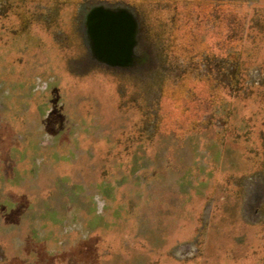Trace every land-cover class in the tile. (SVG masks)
Wrapping results in <instances>:
<instances>
[{"label": "rangeland", "instance_id": "rangeland-1", "mask_svg": "<svg viewBox=\"0 0 264 264\" xmlns=\"http://www.w3.org/2000/svg\"><path fill=\"white\" fill-rule=\"evenodd\" d=\"M0 264H264V0H0Z\"/></svg>", "mask_w": 264, "mask_h": 264}, {"label": "water", "instance_id": "water-1", "mask_svg": "<svg viewBox=\"0 0 264 264\" xmlns=\"http://www.w3.org/2000/svg\"><path fill=\"white\" fill-rule=\"evenodd\" d=\"M126 19L121 13L98 11L89 18V35L99 54L109 61L118 62L125 58L131 49H122L132 41L127 35ZM121 49H116L117 47ZM112 47V48H111Z\"/></svg>", "mask_w": 264, "mask_h": 264}, {"label": "flooded vegetation", "instance_id": "flooded-vegetation-1", "mask_svg": "<svg viewBox=\"0 0 264 264\" xmlns=\"http://www.w3.org/2000/svg\"><path fill=\"white\" fill-rule=\"evenodd\" d=\"M122 15H124V17H125V19H126V23H125V27H126V31H127V35L128 36H132V34H133V19H132V17H130L128 14H124V13H121ZM135 42H133V41H131V43L129 44V46H126V47H124V48H122V47H117L116 49H136V48H134V46H135V44H134ZM112 48V47H111ZM131 52V51H130ZM130 52L128 53V55L130 54ZM128 55L125 57V58H122L121 59V62H119V63H123V64H125V63H127L126 61H127V58H128Z\"/></svg>", "mask_w": 264, "mask_h": 264}, {"label": "trees", "instance_id": "trees-1", "mask_svg": "<svg viewBox=\"0 0 264 264\" xmlns=\"http://www.w3.org/2000/svg\"><path fill=\"white\" fill-rule=\"evenodd\" d=\"M251 89V88H250ZM252 91L254 90L253 88L251 89Z\"/></svg>", "mask_w": 264, "mask_h": 264}]
</instances>
